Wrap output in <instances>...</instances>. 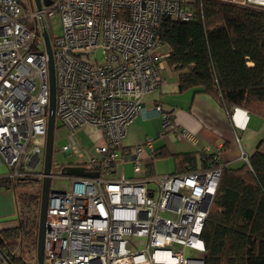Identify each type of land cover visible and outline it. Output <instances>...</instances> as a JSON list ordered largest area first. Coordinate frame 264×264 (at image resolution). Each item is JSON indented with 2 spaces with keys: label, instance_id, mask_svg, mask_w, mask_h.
I'll use <instances>...</instances> for the list:
<instances>
[{
  "label": "built area",
  "instance_id": "obj_1",
  "mask_svg": "<svg viewBox=\"0 0 264 264\" xmlns=\"http://www.w3.org/2000/svg\"><path fill=\"white\" fill-rule=\"evenodd\" d=\"M210 1L262 6L254 0ZM40 2L37 9L33 0H0V166L7 169L1 179L43 178L49 102L44 32L54 68V119L68 131L61 151L79 159L70 166L97 174L65 176L62 167L67 165L51 162L50 181L63 180L67 186L58 190L49 185L43 264H204L201 233L223 165L204 166L209 155L202 150L196 170L135 178L144 169L142 150L154 156L153 141L147 138L142 146H123L145 99L163 83L161 26L190 21L192 3L49 0L46 6ZM56 19L60 35L49 27ZM154 111L162 133L196 142L177 129L171 113L160 105ZM237 113L235 108L234 121ZM242 115L239 125L244 127L247 112ZM86 127L102 137V144L89 152L74 138ZM38 137L44 139L43 148L33 142ZM211 160L216 162V155ZM239 161L249 166L242 150ZM7 261L0 253V264Z\"/></svg>",
  "mask_w": 264,
  "mask_h": 264
},
{
  "label": "trees",
  "instance_id": "obj_2",
  "mask_svg": "<svg viewBox=\"0 0 264 264\" xmlns=\"http://www.w3.org/2000/svg\"><path fill=\"white\" fill-rule=\"evenodd\" d=\"M190 2V21H167L159 32L169 49L165 63L178 74V91L205 94L229 115L237 108L263 118L264 9ZM197 157L183 156L176 165L182 172L196 170ZM206 160L204 166H223L201 233L204 264H264V137L248 157L249 166L227 167L211 156ZM29 181L3 178L0 187L16 192ZM22 196L15 225L0 230L7 264H33L24 254L36 253L40 194Z\"/></svg>",
  "mask_w": 264,
  "mask_h": 264
},
{
  "label": "crops",
  "instance_id": "obj_3",
  "mask_svg": "<svg viewBox=\"0 0 264 264\" xmlns=\"http://www.w3.org/2000/svg\"><path fill=\"white\" fill-rule=\"evenodd\" d=\"M161 48L164 50L160 53L166 58L169 49L164 45ZM165 58L160 64V75L163 79L160 89L145 99L141 113L128 127L123 140V146L126 148L142 146L147 138L153 141L154 156H150L146 148L142 150L144 169L135 178L185 173L177 167L178 159L194 154L198 156L202 150H207L209 156L216 155L217 161L227 167H237L241 164L239 161L241 150L250 157L264 137V117L238 109L234 121L232 114H227L225 109L209 96L190 90L180 93L178 74L171 72L165 63ZM156 105H160L165 111L171 113L172 121L177 129L186 131L196 139V142L192 144L178 139L170 132L162 133L161 120L154 111ZM242 112H247L248 116L244 127L239 125L243 118ZM100 144H102V137L99 133L94 146ZM219 145L221 150L218 149ZM161 160L168 162L170 173L156 172ZM6 172V167L0 166V179L6 175ZM126 176H131L130 171H126ZM15 193L12 189L0 187V230L15 225L17 218H15L17 213Z\"/></svg>",
  "mask_w": 264,
  "mask_h": 264
},
{
  "label": "water",
  "instance_id": "obj_4",
  "mask_svg": "<svg viewBox=\"0 0 264 264\" xmlns=\"http://www.w3.org/2000/svg\"><path fill=\"white\" fill-rule=\"evenodd\" d=\"M37 9L41 8L40 0H33ZM44 4L49 5V0H43ZM45 49L47 55L48 65V80H49V102L47 109V130L45 137V144L43 150V162H42V174L41 180V191H40V202H39V214H38V228H37V239H36V264H43V248H44V237H45V222H46V208H47V196L50 185V169L52 162V149H53V133L55 128V83H54V68L52 53L49 44L47 34L44 32ZM98 59L101 57V51H96ZM62 173L65 176L78 177V178H92L96 177V173L85 172L80 167H73L70 165L62 167Z\"/></svg>",
  "mask_w": 264,
  "mask_h": 264
},
{
  "label": "rangeland",
  "instance_id": "obj_5",
  "mask_svg": "<svg viewBox=\"0 0 264 264\" xmlns=\"http://www.w3.org/2000/svg\"><path fill=\"white\" fill-rule=\"evenodd\" d=\"M22 1L25 3L28 2V0H22ZM259 7L264 9V6H259ZM56 20H57L56 23H54L53 25L50 24L49 27L52 28L55 35H60L61 33L60 23L58 19ZM163 50L164 49L161 48L160 52ZM98 135L99 133L96 130L92 128H84V129L77 131L74 134V138L76 142L78 143V145L82 148V150L85 152H88L95 145ZM67 136H68V131L65 128L60 127L58 123L55 122V128H54V133H53L52 162H55L60 166L76 164L79 162V159H77L75 156L73 155L65 156L61 151L62 147L66 145L68 142ZM33 142L39 144L41 148H43V144H44L43 138L38 137L34 139ZM41 159H42V153H41ZM158 166L159 168H157L156 170L157 173L159 174L170 173L168 162L166 160H161ZM38 168H40V166ZM125 170L128 172L129 167L126 166ZM20 185L22 186L21 189L17 190L15 193L16 201H17V197L19 196L20 203L25 202L24 200L25 197L22 196V193L40 194V191H41V180L40 179H36L34 181L31 180L26 184H19V186ZM50 186L58 190H64L67 184L63 180L51 179ZM16 206H17V213H16L15 218L17 217V214H18V204H16ZM24 256L26 260L28 259L27 261H30L31 263L36 264V253L35 252H30L29 256H27V254L26 255L24 254ZM1 264H5V263H1Z\"/></svg>",
  "mask_w": 264,
  "mask_h": 264
},
{
  "label": "bare ground",
  "instance_id": "obj_6",
  "mask_svg": "<svg viewBox=\"0 0 264 264\" xmlns=\"http://www.w3.org/2000/svg\"><path fill=\"white\" fill-rule=\"evenodd\" d=\"M256 1L258 4L264 6V0H254ZM236 120V119H235ZM240 123V122H239Z\"/></svg>",
  "mask_w": 264,
  "mask_h": 264
}]
</instances>
